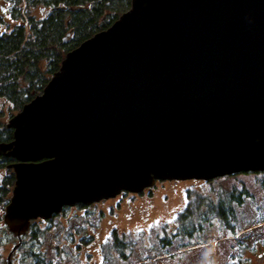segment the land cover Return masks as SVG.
<instances>
[{
    "label": "water",
    "instance_id": "water-1",
    "mask_svg": "<svg viewBox=\"0 0 264 264\" xmlns=\"http://www.w3.org/2000/svg\"><path fill=\"white\" fill-rule=\"evenodd\" d=\"M6 126V264L65 207L264 172V0H130Z\"/></svg>",
    "mask_w": 264,
    "mask_h": 264
},
{
    "label": "rangeland",
    "instance_id": "rangeland-1",
    "mask_svg": "<svg viewBox=\"0 0 264 264\" xmlns=\"http://www.w3.org/2000/svg\"><path fill=\"white\" fill-rule=\"evenodd\" d=\"M0 11L8 18L1 2ZM6 18L0 34L13 25ZM233 189L249 194L241 205L232 204L236 234L211 213L191 239L179 234L185 212L204 210L203 203L215 205ZM3 214L0 208V256L6 264L17 241ZM35 221L38 230L34 235L28 230L10 257L11 264H24L31 249L42 251L49 264H264V176L241 173L211 181H156L138 194L123 192L88 206L65 207L49 220ZM117 239L122 240L125 261L114 248Z\"/></svg>",
    "mask_w": 264,
    "mask_h": 264
},
{
    "label": "trees",
    "instance_id": "trees-1",
    "mask_svg": "<svg viewBox=\"0 0 264 264\" xmlns=\"http://www.w3.org/2000/svg\"><path fill=\"white\" fill-rule=\"evenodd\" d=\"M0 2L8 13L6 18L0 11V26L6 24L5 18L13 22L8 31L0 34V144H7L13 139V131L6 126L7 121L42 93L68 52L111 26L130 8V0ZM14 162L11 157L0 155V172H3L0 176L1 209L5 208L11 196L14 175L7 166ZM256 174L264 176V172ZM248 195L244 189H233L215 205L203 203L204 210L197 207L195 214L185 212L181 217L179 234L191 239L196 232H201L203 224L209 221V213L213 214L230 234H236L237 230L232 227L235 220L232 204L241 205L242 197ZM37 226L36 221L31 222L30 234H35ZM121 242L122 240H115L114 248L125 261L124 246ZM27 254L28 260L26 256L24 264H49L39 249H31ZM0 264H3L1 256Z\"/></svg>",
    "mask_w": 264,
    "mask_h": 264
},
{
    "label": "snow or ice",
    "instance_id": "snow-or-ice-1",
    "mask_svg": "<svg viewBox=\"0 0 264 264\" xmlns=\"http://www.w3.org/2000/svg\"><path fill=\"white\" fill-rule=\"evenodd\" d=\"M159 222L157 221V224H158ZM168 223H172V221L171 220H169L168 221ZM149 227H152L151 225H149Z\"/></svg>",
    "mask_w": 264,
    "mask_h": 264
}]
</instances>
